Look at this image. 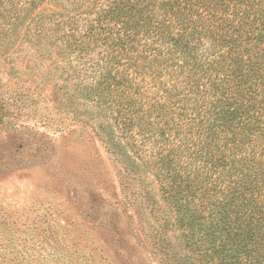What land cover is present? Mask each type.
<instances>
[{
    "label": "trees",
    "instance_id": "16d2710c",
    "mask_svg": "<svg viewBox=\"0 0 264 264\" xmlns=\"http://www.w3.org/2000/svg\"><path fill=\"white\" fill-rule=\"evenodd\" d=\"M26 42L54 101L158 183L161 264L167 226L176 264H264V0H0V65Z\"/></svg>",
    "mask_w": 264,
    "mask_h": 264
},
{
    "label": "rangeland",
    "instance_id": "374dc122",
    "mask_svg": "<svg viewBox=\"0 0 264 264\" xmlns=\"http://www.w3.org/2000/svg\"><path fill=\"white\" fill-rule=\"evenodd\" d=\"M26 43L0 65V114L14 125H0V259L53 263L57 239L73 253L60 252L58 264H161L158 183L78 122V101H54L49 49L34 54ZM167 234L176 264L183 252L169 226Z\"/></svg>",
    "mask_w": 264,
    "mask_h": 264
}]
</instances>
